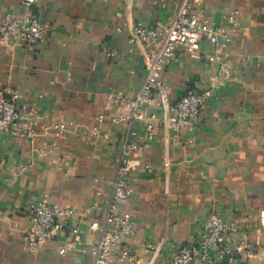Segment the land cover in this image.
<instances>
[{"label": "crops", "instance_id": "crops-1", "mask_svg": "<svg viewBox=\"0 0 264 264\" xmlns=\"http://www.w3.org/2000/svg\"><path fill=\"white\" fill-rule=\"evenodd\" d=\"M181 1L38 0L31 11L44 24L39 43L0 34V87L16 91L20 107L43 115L36 144L57 146L40 156L28 139L0 131V264L91 261L88 249L100 232L89 223L103 220L126 131L109 117L127 112L123 100L140 87L153 52L132 39L131 29L166 21ZM195 6L230 40L200 41L202 59L180 50L160 75L173 100L185 89L211 87L195 125L178 133L166 127L157 93L146 109L157 117L153 137L146 138L142 121L133 123L145 143L133 155L150 167L124 177L130 192L121 207L138 226L126 244L139 264H169L175 247L195 241L209 216L219 213L237 229L234 251L220 264H264V0ZM22 11L21 0H0V28L6 16ZM218 50L230 55L223 84L215 82L217 63L206 59ZM55 122L63 132L42 136V124ZM41 200L81 211L72 221L81 230L79 243L62 230L36 253L27 249L28 208ZM243 237L254 245L251 256L239 246ZM145 245L158 251L144 252ZM63 246L70 250L59 254Z\"/></svg>", "mask_w": 264, "mask_h": 264}, {"label": "built area", "instance_id": "built-area-1", "mask_svg": "<svg viewBox=\"0 0 264 264\" xmlns=\"http://www.w3.org/2000/svg\"><path fill=\"white\" fill-rule=\"evenodd\" d=\"M38 0H21L23 11L6 16L0 34L4 37L24 40L29 45L39 43L43 38L44 24L41 18L31 11ZM200 0H182L176 12L164 22L153 25L135 24L131 29V37L143 46L152 49V57L147 64L145 75L140 87L123 100L127 112L117 113L109 117L112 123H124L126 131L123 138L122 155L118 166V176L111 181L113 191L108 202L103 220L99 223L93 220L89 223L91 230L100 232L94 244L88 249L91 261L87 264H139L140 258L134 254L126 244L127 237L137 231V223L132 213L121 207L129 196V186L124 177L129 173H136L149 169L139 156L133 152L145 147V143L137 140V132L133 123L142 121L147 139L153 137L156 124V114L146 109L153 105L155 94L159 103L167 113L163 124L178 133L198 122L204 101L211 96V87L201 91L185 89L175 100L171 99L168 91L163 87L160 79L162 71L177 57L178 52L184 51L193 59H202L198 51L200 41L207 39L217 46L219 39L228 42L229 35L221 26H215L201 9L196 7ZM234 11L228 16L231 23L236 22ZM206 59L217 63L216 84H223L226 80L231 64L230 55L224 50H218L206 56ZM19 94L8 86L0 87V131L15 137L28 139L40 156H46L57 150L56 145L42 140L36 144L39 136L37 125L43 121L41 115L34 108H23L18 105ZM119 101V97L115 98ZM105 116L98 115L102 120ZM42 136L57 137L63 130L62 123L42 124ZM29 227L25 241L27 249L36 253L48 238L57 231H68L73 240L80 242L81 230L72 223L82 216L78 209L60 206L56 203L41 200L28 208ZM237 229L225 221L219 213H212L195 241L180 244L175 247L169 257V264H220L234 251ZM240 248L251 256L254 245L245 237L239 241ZM69 246L58 249L59 254H65ZM144 252L158 251L154 245H145ZM263 264V263H258Z\"/></svg>", "mask_w": 264, "mask_h": 264}]
</instances>
